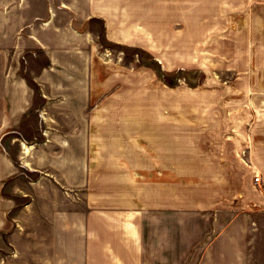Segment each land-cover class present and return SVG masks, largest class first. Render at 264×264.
<instances>
[{
	"label": "rangeland",
	"instance_id": "374dc122",
	"mask_svg": "<svg viewBox=\"0 0 264 264\" xmlns=\"http://www.w3.org/2000/svg\"><path fill=\"white\" fill-rule=\"evenodd\" d=\"M28 1L0 0V94L10 68L23 76L36 96L30 111H49L45 121L37 116L43 129L38 137L47 140V129L67 134L84 119L58 115L62 100H51L53 90L37 82L46 70V54L32 44L19 46L22 35L39 22ZM146 26L138 46L103 44L102 64L92 68L91 105L83 96L70 106L91 113L93 134L112 125L124 143H140L144 154L146 147L154 153L164 144L171 156L166 185L173 204L219 213L225 222L231 219L227 213H235L236 239L245 245V254L237 248V264H264V209L253 206L264 193V0H151ZM60 70L76 76L72 68ZM85 71L89 80V68ZM88 80L81 84L86 97ZM96 111L107 113L97 116ZM46 171L53 181L52 171ZM24 173L29 179L45 175ZM60 188L65 192L54 190L52 204L65 207L68 190ZM6 190L16 203L12 214L29 203L23 196L26 181ZM76 196L78 206L85 198ZM9 242L0 236V264L19 260ZM201 253L191 264H216L209 252ZM190 261L191 255L186 264Z\"/></svg>",
	"mask_w": 264,
	"mask_h": 264
},
{
	"label": "crops",
	"instance_id": "0c3cea01",
	"mask_svg": "<svg viewBox=\"0 0 264 264\" xmlns=\"http://www.w3.org/2000/svg\"><path fill=\"white\" fill-rule=\"evenodd\" d=\"M28 2L39 22L27 31V37L22 35L19 46L32 44L34 50L46 54L42 66L46 70L37 82L53 90L56 98L51 100H62L56 108L58 115L84 121L67 134L58 128L47 129V140H41L37 116L45 121L49 111H30L36 97L32 87L23 76L11 74V68L4 75L0 94V236L19 253L18 261L5 264H186L189 255L191 264L201 252H209L216 264H237V248L245 254V245L242 238L239 243L236 239V214L227 213L231 219L225 222L219 213L173 204L168 184L171 156L164 144L154 153L150 146L146 154L140 153V143H124L112 125L93 134L91 113L87 114L85 107L70 106L83 96L91 105L92 68L102 64L98 53L104 43L139 45L151 0ZM61 67L72 68L76 76ZM86 79L87 97L81 95ZM109 112L119 116L118 111ZM46 169L52 171L56 184ZM26 171L43 172L47 177L39 174L29 179ZM260 171L264 179V170ZM45 179L47 184L42 185ZM17 180L26 181L28 190L23 196L30 200L12 214L14 196L5 192ZM60 187L68 190L65 207L52 204L54 190L65 192ZM80 194L85 199L76 206ZM253 206L264 209V193L257 194ZM214 243L225 250L220 251Z\"/></svg>",
	"mask_w": 264,
	"mask_h": 264
},
{
	"label": "built area",
	"instance_id": "2783aa9c",
	"mask_svg": "<svg viewBox=\"0 0 264 264\" xmlns=\"http://www.w3.org/2000/svg\"><path fill=\"white\" fill-rule=\"evenodd\" d=\"M261 176H259V175H257L256 177H255V183L257 184V185H260L261 184Z\"/></svg>",
	"mask_w": 264,
	"mask_h": 264
}]
</instances>
